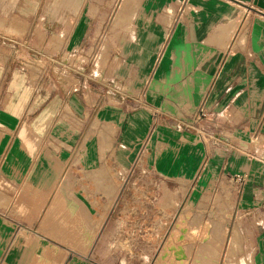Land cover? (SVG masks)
<instances>
[{"label": "crops", "instance_id": "0c3cea01", "mask_svg": "<svg viewBox=\"0 0 264 264\" xmlns=\"http://www.w3.org/2000/svg\"><path fill=\"white\" fill-rule=\"evenodd\" d=\"M124 4L0 0V264H149L178 206L100 189L136 164L159 196L228 181V226L218 218L197 238L227 240L230 264L235 252L264 264V0ZM128 15L106 71L132 93L57 71L92 59L98 40L101 56ZM183 212L171 232L187 257Z\"/></svg>", "mask_w": 264, "mask_h": 264}, {"label": "rangeland", "instance_id": "374dc122", "mask_svg": "<svg viewBox=\"0 0 264 264\" xmlns=\"http://www.w3.org/2000/svg\"><path fill=\"white\" fill-rule=\"evenodd\" d=\"M130 1L131 0H125L124 3L129 4ZM111 19L112 18H109L108 21L110 25ZM132 21L133 18H131L129 15L126 16L124 20L118 19L114 22L112 21V26L108 28L106 33L107 47L101 56H99L98 54L99 50L102 49L101 46L103 40H101L102 42L98 40L96 46L92 51V59H88L89 57L86 58L84 56L83 61L77 64H59V67L56 65L57 71L61 73L63 72L65 74H68V72L70 71L79 75H81L82 72L84 73L83 77H85V74H87L86 77H88L89 80H93L94 82H96L97 86L103 87L105 88V90L110 88H125L128 92L132 93L133 90L131 86L126 83L125 86L123 82H121L119 79L114 78L111 73L106 71L108 67L107 59L110 52L113 50L116 51L117 49H120V44L122 43L121 37L124 36L123 28H125ZM66 59H68V56H66L65 60ZM2 60L4 61V58H2ZM115 168L116 182L115 185L112 187L111 191L107 188V186L102 185L103 183L100 182V189H104V194L109 195L110 199L113 196L116 199L119 197L121 198L122 195L126 194L124 193V191L132 187V191L137 195H142L144 199H154L153 196L154 194H156L159 200H163V202H165L167 205H172L173 211L175 210L176 206H178L168 229L166 230L162 240L159 243L157 251H159L160 249L161 251L156 257L151 258V262L149 264H187V259L188 264H206L208 255L212 253H217L219 249L220 255L218 264H230L228 262L229 255L227 253V240L222 241L218 236H216L215 233H212L208 239L203 241L197 238V234L199 232L204 235L208 231V228L213 229L215 225H213L212 222L214 223V221H217L218 218H221L222 220L223 218H225L226 220L224 221L227 223L228 226V221L232 213L231 209L233 208L232 203L234 202L233 190L231 189V184L228 181L224 179L221 180L220 182H218V184L220 183V186L215 187L217 189H213L211 191L202 190L196 192L193 189L189 188V190L185 193L183 197H177L176 192L169 191L161 192V195L159 196L155 190V177L149 174V172L145 171L147 170V168L144 165H133L129 170V173L125 177H118L117 174L119 172V167ZM139 172L142 173L141 176L138 174ZM138 185H141V188H138ZM142 185H146V187L144 186L143 189ZM172 199L177 202H174ZM188 199L191 204L188 203ZM182 211L184 212L181 217H179V219L180 221H187V224L184 226L180 225L179 232L183 235L185 233H189L190 236L194 235L192 238H195L189 240L186 243L188 258L185 255H182L183 247L181 246L180 242H177L175 239H173L172 235H174L175 232H171L176 220L178 219V216L181 214ZM202 218H205V220L210 218L209 222H211V225L195 226L200 227L201 229L193 228L194 223H198L199 221H201ZM115 229L116 226L111 229L112 234H116ZM208 232H210V230ZM117 240L120 242L123 241V243H125L128 247L130 246V248L131 246H133L132 240H123L121 238H118ZM171 244L173 246H171ZM229 253L232 254L233 251L230 250ZM160 254L161 257L159 258ZM171 254H174V256L172 257ZM232 259L236 262L235 264L252 263V258L247 257V255L243 252L240 254H237L235 252L234 255H232ZM243 259L245 261H242Z\"/></svg>", "mask_w": 264, "mask_h": 264}, {"label": "built area", "instance_id": "2783aa9c", "mask_svg": "<svg viewBox=\"0 0 264 264\" xmlns=\"http://www.w3.org/2000/svg\"><path fill=\"white\" fill-rule=\"evenodd\" d=\"M200 112H201V114H204V111L201 110ZM178 122L181 123V124H183V123L180 122V121H178ZM236 177H237V178H241L240 175H236Z\"/></svg>", "mask_w": 264, "mask_h": 264}, {"label": "bare ground", "instance_id": "6f19581e", "mask_svg": "<svg viewBox=\"0 0 264 264\" xmlns=\"http://www.w3.org/2000/svg\"><path fill=\"white\" fill-rule=\"evenodd\" d=\"M131 1H132V0H131ZM131 1H130V2H131ZM121 2H122V1H121ZM123 2H125V1L123 0ZM126 4H127V3H126ZM129 4H130V3H129ZM129 4H128V5H129ZM128 5H126V6L128 7ZM124 7H125V4H124ZM131 7H132V6H131ZM121 8H122V7H121ZM124 9H125V8H124ZM127 10H128V9H127ZM121 11H122V10H121ZM119 13H120V12H119ZM117 16H118V14H117ZM119 16H120V14H119ZM231 249H232V248H231Z\"/></svg>", "mask_w": 264, "mask_h": 264}]
</instances>
